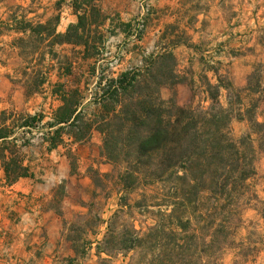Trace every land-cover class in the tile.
Masks as SVG:
<instances>
[{"label": "rangeland", "instance_id": "rangeland-1", "mask_svg": "<svg viewBox=\"0 0 264 264\" xmlns=\"http://www.w3.org/2000/svg\"><path fill=\"white\" fill-rule=\"evenodd\" d=\"M98 1L107 20L86 37L89 47L64 45L52 51L50 21L60 15V34L66 33L70 20L78 22L68 5L70 0H0V24H12L13 29L24 26V22L45 27L41 34H29L20 40L1 28L3 35L15 39L0 36V44L16 45L19 51L2 52L0 46V62L11 59L15 69L9 75L12 85L0 84V125L10 127L28 115L16 110L13 98L18 91L34 99L33 115L47 116L33 129L15 128L16 145L29 142L41 147L50 140L52 133L45 124L60 106L52 95L57 85H64L68 91L80 90L91 100L100 92L99 82L105 87L109 80L126 72L145 70L154 61L152 57L168 51L175 59L157 62L153 75L169 78L172 71L179 83L161 88V98L218 116L223 109L222 128H230L233 139L256 148L257 177L247 182L246 209L232 212L228 208L231 202L224 201L215 211L216 206L205 195L201 209L193 210L192 222L178 235L170 234L173 223L158 214L159 206L163 212L167 204L177 203L181 182L158 184L147 199L142 191L130 194L123 190L122 180L128 165L109 161L102 132L97 129L86 141L75 143L67 135L71 130L66 129V147L61 151L74 179L68 181V193L62 184L55 189L50 221L63 228L68 240L65 250L74 253L75 259L68 264H151L158 257L156 264H264V0ZM12 14L18 18L16 25ZM67 65L72 66V75L59 76L63 71L58 70ZM141 89L145 94L143 86ZM215 94L217 102L212 112L210 97ZM104 104L103 108L86 105L79 126L84 129L86 123L94 122L101 129L109 128V146L114 150V106ZM255 104L258 108L254 110ZM227 116L230 122L225 120ZM118 142L133 154L129 148L133 141L121 137ZM5 147L10 148L2 153L5 159L0 165L6 176L7 166L12 180L22 168L21 154H12L17 152L13 142ZM149 196L155 207L148 210L145 202ZM185 196L186 200L194 199L191 193ZM123 197L132 208L120 207ZM186 216L180 207L183 221L179 225H185ZM153 227L158 230L145 236L148 239L142 249L121 250L134 230L144 237ZM174 245L179 249L172 254Z\"/></svg>", "mask_w": 264, "mask_h": 264}, {"label": "trees", "instance_id": "trees-1", "mask_svg": "<svg viewBox=\"0 0 264 264\" xmlns=\"http://www.w3.org/2000/svg\"><path fill=\"white\" fill-rule=\"evenodd\" d=\"M63 3L66 0H61ZM98 0H70L68 4L73 14L77 17V24L71 25L65 34L58 33L60 25V15L50 21L52 28L49 36L52 38L51 50L64 45H75L76 47H89V41L86 40L93 33V28L98 29L104 25L107 17L104 16L99 8ZM60 3H58L59 5ZM24 26L15 28L16 31L30 34H41L45 30L42 24L33 25L30 22H24ZM22 24V25H23ZM143 37L140 36L139 41ZM54 57L58 58L57 55ZM154 61L145 70L137 69L120 75L117 79L109 80L105 87L102 82L98 84L99 93L88 100L80 90L68 91L64 85H57L53 91L54 97L62 103L54 114L53 122L48 124L47 128L54 130L49 144V151L57 149L62 144V137L66 129L71 131L67 133L76 143H82L91 137L94 130L99 129L105 136L104 149L107 158L114 165L126 163L127 171L122 176L124 180L123 190L130 194H136L142 191L144 198L154 194L158 184L175 185L173 181H179L183 185L177 188L181 192L177 203L159 206L158 214L166 221L173 223L168 230L170 234L178 235V232L184 230L193 220V210L201 209V201L205 195H209L216 206L215 211L219 210L225 201L231 202L229 209L236 211L241 208L246 209L248 204L245 201L247 182L257 177L255 160L257 158L256 148L245 145L242 141H237L232 137V131L222 128L220 123L225 111L222 109L220 116L214 115L203 108H183L173 101L166 102L161 98L160 90L164 86H175L179 83L178 76L172 71L168 78L165 74L161 76L153 75L154 66L157 62L174 60L172 53L168 51L160 52ZM53 71V66L51 67ZM59 76L70 77L73 73L72 66L67 65ZM170 83H166L165 80ZM142 86L145 94H142ZM102 92V93H101ZM97 97V98H96ZM214 103L212 112L217 102L216 94L210 97ZM110 102L114 106V150L109 146V128H100L99 125L86 123L82 129L79 124L83 123V109L88 106L104 107V103ZM218 105V104H217ZM222 108V107H221ZM256 104L253 109H257ZM44 116H21L18 124L6 126L0 125V160L4 162L2 153L14 144L17 152L28 147L29 142L17 146V140L14 138L13 130L33 129L39 123H42ZM230 122V117H225ZM20 122V124H19ZM118 126H117V124ZM256 127L260 124L255 122ZM117 126V127H116ZM125 137L133 141L129 146L132 150L129 154L128 147L120 146L118 139ZM249 140L250 137L248 138ZM250 143H253L252 141ZM19 149V151H18ZM114 152V158L111 156ZM5 167V164H4ZM7 179L9 182H15L18 177L26 176V170L20 168L18 176L11 180L7 170ZM191 193L192 200H186L185 193ZM243 192V194H242ZM249 192V191H247ZM241 197V198H238ZM153 198L145 202L148 208L155 207ZM121 208H132L126 197L121 198ZM180 207H183L186 213V222L180 224ZM192 211V212H190ZM185 219V218H184ZM158 227L148 229V233L142 234L136 230L133 231L128 240V244H123L121 250H138L144 247L146 235L156 232ZM114 235V240L116 241ZM119 247V244H117ZM120 249V248H118ZM179 247L171 248L170 252L175 254ZM159 258V257H158ZM152 260L151 264H156L159 259ZM73 260L68 261L72 263Z\"/></svg>", "mask_w": 264, "mask_h": 264}, {"label": "crops", "instance_id": "crops-1", "mask_svg": "<svg viewBox=\"0 0 264 264\" xmlns=\"http://www.w3.org/2000/svg\"><path fill=\"white\" fill-rule=\"evenodd\" d=\"M9 11L11 13L13 8ZM11 16L16 25L17 16L13 14ZM8 24H0V36H6L3 35L2 27L15 35L17 40L25 39L30 34L16 31L12 24H9L10 26ZM71 25H76L75 21L70 20L68 27ZM8 38L15 39L5 37ZM0 46L4 48L2 52L5 50L18 54L19 49L16 45L1 43ZM14 72L11 59L0 62V84L12 85V78L10 80L9 75ZM53 98L60 104L58 107L60 108L62 103L54 95ZM13 99L17 111L26 112L29 116L36 115H33V98H28L26 94L18 91ZM57 109L52 111L46 127L53 122ZM43 116L44 122L46 115ZM48 130L53 134L55 129ZM62 140L63 143L52 151L48 150L50 147L48 142L41 147L32 146L30 143L28 147L20 150L21 165L26 170V176L18 177L13 183L8 181L4 168L0 165V264H68V260L75 259L74 253L65 250L68 240L63 234V228L50 221L55 189L62 184L68 193V181L74 179L70 174L67 158L61 151L66 147L63 137Z\"/></svg>", "mask_w": 264, "mask_h": 264}]
</instances>
